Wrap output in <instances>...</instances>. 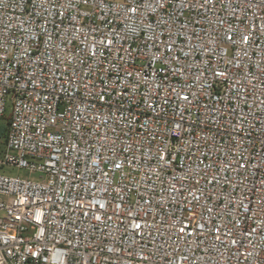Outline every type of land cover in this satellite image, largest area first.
<instances>
[{
	"label": "built area",
	"instance_id": "2783aa9c",
	"mask_svg": "<svg viewBox=\"0 0 264 264\" xmlns=\"http://www.w3.org/2000/svg\"><path fill=\"white\" fill-rule=\"evenodd\" d=\"M8 106L0 264H264V0H0Z\"/></svg>",
	"mask_w": 264,
	"mask_h": 264
},
{
	"label": "rangeland",
	"instance_id": "374dc122",
	"mask_svg": "<svg viewBox=\"0 0 264 264\" xmlns=\"http://www.w3.org/2000/svg\"><path fill=\"white\" fill-rule=\"evenodd\" d=\"M9 114H10V107L8 106L6 115L0 119V127L4 126L5 128H7L8 119H9L8 115ZM4 140H5L4 138L0 140V159L2 158V155L4 153V149H5ZM0 171H2L1 168H0ZM12 173H14L16 175H20V176L26 175V173L22 170H13ZM32 177H34V176H32Z\"/></svg>",
	"mask_w": 264,
	"mask_h": 264
},
{
	"label": "trees",
	"instance_id": "16d2710c",
	"mask_svg": "<svg viewBox=\"0 0 264 264\" xmlns=\"http://www.w3.org/2000/svg\"><path fill=\"white\" fill-rule=\"evenodd\" d=\"M4 117V116H3ZM1 119V118H0ZM8 123H9V119H8ZM7 129H8V126H7V128H5L4 126H1L0 127V140L1 139H5L4 140V145H5V143H6V135H7Z\"/></svg>",
	"mask_w": 264,
	"mask_h": 264
}]
</instances>
